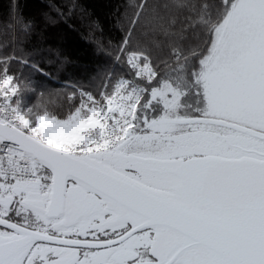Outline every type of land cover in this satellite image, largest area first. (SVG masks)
<instances>
[{
  "label": "snow or ice",
  "instance_id": "snow-or-ice-1",
  "mask_svg": "<svg viewBox=\"0 0 264 264\" xmlns=\"http://www.w3.org/2000/svg\"><path fill=\"white\" fill-rule=\"evenodd\" d=\"M115 27L67 108L0 63V264H264V0H122Z\"/></svg>",
  "mask_w": 264,
  "mask_h": 264
},
{
  "label": "trees",
  "instance_id": "trees-1",
  "mask_svg": "<svg viewBox=\"0 0 264 264\" xmlns=\"http://www.w3.org/2000/svg\"><path fill=\"white\" fill-rule=\"evenodd\" d=\"M122 0H0V63L19 84L24 107L51 101L67 108V93L93 92L119 69L98 41L115 40Z\"/></svg>",
  "mask_w": 264,
  "mask_h": 264
}]
</instances>
